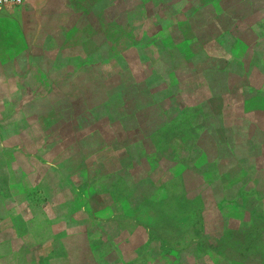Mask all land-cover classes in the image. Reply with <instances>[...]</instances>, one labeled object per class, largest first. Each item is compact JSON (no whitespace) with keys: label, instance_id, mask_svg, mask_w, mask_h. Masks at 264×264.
<instances>
[{"label":"rangeland","instance_id":"obj_1","mask_svg":"<svg viewBox=\"0 0 264 264\" xmlns=\"http://www.w3.org/2000/svg\"><path fill=\"white\" fill-rule=\"evenodd\" d=\"M185 2L0 9L45 47L8 65L12 106L0 105V186L9 159L17 233L58 238L90 222L93 248L109 249L110 264H264L263 103L250 92L244 107L254 116L239 102L217 113L227 104L207 103L210 76L197 87L186 59L165 58L166 39L188 34L170 28L188 23ZM222 2L264 36V0ZM255 65L248 82L257 92ZM139 127L143 137L130 131Z\"/></svg>","mask_w":264,"mask_h":264},{"label":"crops","instance_id":"obj_2","mask_svg":"<svg viewBox=\"0 0 264 264\" xmlns=\"http://www.w3.org/2000/svg\"><path fill=\"white\" fill-rule=\"evenodd\" d=\"M199 3L202 6H199ZM183 6L184 9L192 11L189 13L190 17H187L188 23L173 25L170 28L171 32L182 30L188 34L182 37H166L165 58L186 59L194 68L190 76L197 87L198 82L199 87L202 85L200 74L205 80L210 76L212 80H209L208 87L211 95L207 103L211 105L212 101L214 103L223 101L227 104L223 108L219 107L217 113L229 111L236 102H239L241 111H248L246 115L253 112L251 114L254 116L255 108L245 109L249 103L245 95L248 96L250 92L261 99L259 103H263L261 110L264 111V90L256 92L248 82L254 68H257L256 63L261 67L264 81V49L261 48L264 36L260 37L254 33V23L244 25L243 20L237 18V12L225 6L222 0H187ZM204 14L206 19L204 17L198 19V16ZM224 20L228 21L227 25L223 23ZM21 28L27 29L24 25ZM21 28L14 21V17L6 18L0 15V72L6 73L0 74V105L5 111L12 106L9 101L8 81L12 82L15 78L13 72L9 75L8 65L13 59H39L30 55L31 49L43 51L45 49L40 35L39 39L36 38L38 40L30 39L28 42ZM194 59L201 60L202 66ZM260 136H264V133ZM8 160L4 162L5 168H2L5 183L0 186V264H105V261H108L106 264H110L109 249L99 251L93 248L90 222L85 223L83 229L66 232L64 237L62 235L58 238H55L54 233L53 237L48 239L35 235L31 238L30 233L16 232L13 192L15 185L12 182L15 176L14 170H11L10 182ZM19 176L25 194L29 195L32 188L28 186V172L22 170ZM18 217L24 223H28L25 215L20 214Z\"/></svg>","mask_w":264,"mask_h":264},{"label":"built area","instance_id":"obj_3","mask_svg":"<svg viewBox=\"0 0 264 264\" xmlns=\"http://www.w3.org/2000/svg\"><path fill=\"white\" fill-rule=\"evenodd\" d=\"M24 3V0H0V9L9 7H19Z\"/></svg>","mask_w":264,"mask_h":264},{"label":"trees","instance_id":"obj_4","mask_svg":"<svg viewBox=\"0 0 264 264\" xmlns=\"http://www.w3.org/2000/svg\"><path fill=\"white\" fill-rule=\"evenodd\" d=\"M204 4V3H203ZM199 6H202V5H200V3H199ZM128 9V7H126V10ZM133 9V8H132ZM128 10H130V9H128ZM118 36H116L115 38H117ZM89 64V62H85V64L84 65H88ZM83 66V65H82ZM192 68V67H191ZM84 70V69H83ZM81 77H78V80L80 79ZM95 86H96V88H97V85H95V81L93 82V85H92V87H91V90H94V88H95ZM139 129H140V131L144 134V132H143V130L139 127V128H137L136 130H134V129H130V131L132 132V133H134L135 135H138L139 137H143V135L140 133V131H139ZM157 133V131H151V133H150V135L151 136H153V135H155ZM138 141H142V139H139Z\"/></svg>","mask_w":264,"mask_h":264}]
</instances>
